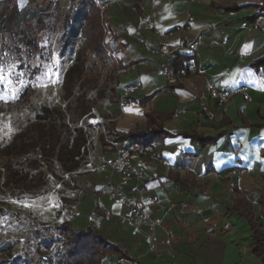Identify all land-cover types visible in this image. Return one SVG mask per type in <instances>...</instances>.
I'll return each mask as SVG.
<instances>
[{"label":"crops","instance_id":"obj_1","mask_svg":"<svg viewBox=\"0 0 264 264\" xmlns=\"http://www.w3.org/2000/svg\"><path fill=\"white\" fill-rule=\"evenodd\" d=\"M102 1L111 46L121 54L112 69L116 97L103 116L112 142L99 127L67 186V204L90 223L64 224L118 249L105 264H264L252 248L254 226L264 233V0ZM200 39L202 72L172 80L158 73L163 61L145 47L169 45L176 52L166 60L182 56L184 69L189 51L180 45ZM120 97L130 99L124 108ZM152 129L163 131L153 141L167 164L135 155L145 177L130 194L138 185L144 197L158 199L149 207L161 218L154 229L124 220V206L110 193L115 145L135 141L118 134Z\"/></svg>","mask_w":264,"mask_h":264},{"label":"rangeland","instance_id":"obj_2","mask_svg":"<svg viewBox=\"0 0 264 264\" xmlns=\"http://www.w3.org/2000/svg\"><path fill=\"white\" fill-rule=\"evenodd\" d=\"M82 1L18 0L19 19L9 28L0 21V102H15L25 90L32 91L26 109L0 110V264H63L72 246L70 236L63 233V221L71 219L70 224L78 228L91 220L79 214L75 204H67L73 197L67 186L78 170L68 174L55 161L50 171L34 153L15 150L10 155L16 137L30 131L45 106L63 113V122L72 129L86 131L89 152L101 135L97 120L105 119L106 107L116 97L118 72L112 70V53L119 52L111 46L105 3L94 0L106 25L103 45L108 50V68L102 70L103 61L90 56L82 83L70 96L65 74L87 48L83 37L69 46L64 38L68 16ZM82 101L92 107L84 116Z\"/></svg>","mask_w":264,"mask_h":264},{"label":"trees","instance_id":"obj_3","mask_svg":"<svg viewBox=\"0 0 264 264\" xmlns=\"http://www.w3.org/2000/svg\"><path fill=\"white\" fill-rule=\"evenodd\" d=\"M100 13L99 6L94 0H83L76 13L68 16L67 34L64 38L65 46H69L74 40L83 37L87 48L86 52L83 51L79 54L76 63L65 74L64 82L70 96L73 95L76 85L82 83V77L87 70L85 66L90 60V56H95L103 61L102 70L108 68V50L103 45L104 29L106 25L108 27V24L103 23ZM19 16L18 0H0V21L5 23L7 28L13 24V21L19 19ZM183 59L184 57L177 56L171 66L180 70L184 66ZM31 98V89L25 90L15 102H0V110L26 109L30 105ZM82 104L84 108L82 107L83 110L80 114L84 116L91 112L92 107L85 106L83 101ZM63 118V113L60 111L47 106L42 107L36 116V123L30 131L16 137L13 147L10 149V155L15 150L22 154L34 153L40 156L42 164L44 163L50 171L53 170L55 161H58L68 174L78 170L89 154L90 138L83 128L72 129L63 122ZM162 135V130L152 129L146 135L131 132L126 135L118 134V137L133 138L135 141L147 143L159 140ZM58 178L60 179V177ZM63 233L70 236L69 239L72 243L63 264H105L109 255L118 253V249L91 230L76 233L69 226H65ZM254 236L256 241L252 247L253 251L258 256H264V233L254 226ZM48 244L47 246L50 247L52 243L48 242ZM119 259H121V255H119Z\"/></svg>","mask_w":264,"mask_h":264},{"label":"built area","instance_id":"obj_4","mask_svg":"<svg viewBox=\"0 0 264 264\" xmlns=\"http://www.w3.org/2000/svg\"><path fill=\"white\" fill-rule=\"evenodd\" d=\"M264 17V9L259 13ZM201 39L193 43H182L181 49H186L189 51V59L187 65L184 69L176 70L171 63L167 61V57L170 54H174L176 51L169 45H161L160 47H152L148 43H145V47L161 57L163 64L158 73L164 75L169 79H175L177 77H184L188 74L201 73L197 67V51L198 47L201 45ZM112 58L115 64L119 62L121 54L112 53ZM211 94L215 97L221 96L218 89L209 85L208 87ZM119 105L121 108L126 107L130 103V99L127 97H120L118 99ZM97 123L100 125L104 138L112 142L111 135L112 130L109 126V120L100 119L97 120ZM116 148V159L112 163V172L110 177V193L113 197L124 206V220L133 223H139L141 225L148 226L151 229H154L161 225V218L153 215L149 209L150 206L157 204L158 199L156 197L146 198L140 192V187L137 185L134 192L136 195H131V185L134 181L136 183L144 179V174L139 166L134 165L132 159L135 155L146 157L147 159L157 162L167 164L165 160L161 144L157 141H150L147 143L134 141L127 146H117ZM117 178V180H116ZM228 227V225H226Z\"/></svg>","mask_w":264,"mask_h":264}]
</instances>
